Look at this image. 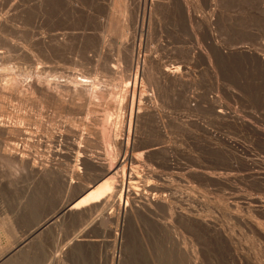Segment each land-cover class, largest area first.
I'll return each mask as SVG.
<instances>
[{
    "label": "rangeland",
    "instance_id": "374dc122",
    "mask_svg": "<svg viewBox=\"0 0 264 264\" xmlns=\"http://www.w3.org/2000/svg\"><path fill=\"white\" fill-rule=\"evenodd\" d=\"M0 264H264V0H0Z\"/></svg>",
    "mask_w": 264,
    "mask_h": 264
},
{
    "label": "bare ground",
    "instance_id": "6f19581e",
    "mask_svg": "<svg viewBox=\"0 0 264 264\" xmlns=\"http://www.w3.org/2000/svg\"><path fill=\"white\" fill-rule=\"evenodd\" d=\"M123 143V142H122ZM111 170V169H110ZM111 186H113V185H111ZM117 204V203H116Z\"/></svg>",
    "mask_w": 264,
    "mask_h": 264
}]
</instances>
